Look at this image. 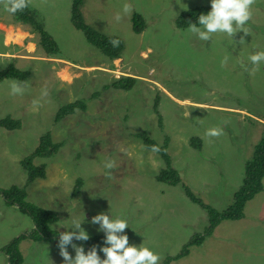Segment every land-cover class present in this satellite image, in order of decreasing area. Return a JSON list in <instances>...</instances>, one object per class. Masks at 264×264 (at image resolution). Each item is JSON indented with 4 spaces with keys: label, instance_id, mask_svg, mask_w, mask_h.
<instances>
[{
    "label": "rangeland",
    "instance_id": "374dc122",
    "mask_svg": "<svg viewBox=\"0 0 264 264\" xmlns=\"http://www.w3.org/2000/svg\"><path fill=\"white\" fill-rule=\"evenodd\" d=\"M124 4L131 6L130 13L123 12ZM210 4L211 0H84V21L124 42L122 57L109 61L74 27L71 0H30L37 21L61 54L50 58L28 26L0 30V70L14 60L18 69L30 72L23 82H0V119L10 116L22 123L17 130L0 128V188L26 186L20 161L49 132L64 146L52 160H34L36 166L48 164L47 175L27 186V201L59 214L60 221L52 226L58 234L78 220L89 237L104 236L100 225L91 223L103 212L126 220L138 238L129 239V244L149 248L160 256L159 264L183 251L186 254L170 264H264V191L245 203L242 220H222L202 243L186 248L209 225L211 214L202 204L215 215L234 204L245 166L263 137L264 62L250 75L240 61L252 67L248 57L264 51V0L251 7L247 35L215 33L206 42L176 26L182 12ZM134 14L146 23L141 34L133 31ZM11 21L12 14L0 3V22L7 26ZM225 56L227 64L221 67ZM123 76L136 78L131 90L104 89ZM12 81L25 85L23 95L10 94ZM45 88L48 95L42 97ZM156 98L164 129L153 110ZM77 99L87 101L86 111L55 122L58 108ZM33 100H39L36 108ZM211 128L223 134L208 137ZM142 131L158 143L170 137L167 151L181 185L157 181L167 165L134 137ZM192 137L202 140V150L190 145ZM109 160L115 162L112 169L105 167ZM75 185L81 187L78 194ZM183 186L201 203L190 199ZM0 224V247L34 228L29 216L1 197ZM58 243L22 241L23 264H64ZM68 251L74 258L71 245ZM5 262L0 252V264Z\"/></svg>",
    "mask_w": 264,
    "mask_h": 264
},
{
    "label": "trees",
    "instance_id": "16d2710c",
    "mask_svg": "<svg viewBox=\"0 0 264 264\" xmlns=\"http://www.w3.org/2000/svg\"><path fill=\"white\" fill-rule=\"evenodd\" d=\"M84 0H71L72 9H71V21L74 27L83 32L87 42L97 48L109 61L121 58L124 50V42L122 39L116 36H108L102 33L97 32L91 26H89L83 18L81 7ZM211 11V4L208 6H198L193 9L184 11L180 14L179 18L176 21V26L180 29H186L189 27V22L197 23L198 17L200 14H207ZM13 22L11 25H22L23 27L28 26L29 32L31 34H37L38 45L43 49L50 58H59L61 51L57 42L44 30L43 26L37 21L36 14L33 13V10L28 6L24 11L17 12L12 14ZM133 31L136 34H141L145 28L146 23L143 20L142 16L139 14L133 15ZM118 39L120 41L119 47H113L110 43V40ZM12 63L8 64L7 67L0 70V82L5 79H16L21 82L25 81L30 75L29 71H23L18 69L15 66V61L12 60ZM136 78L123 76L121 78L111 81L109 86H105L104 89H119L124 91H129L132 89L133 85L136 83ZM66 105L59 107L54 121L60 122L64 120L66 116L74 115L77 111H86L87 101L85 99H77L71 102L65 103ZM159 102L158 98L155 99L153 104V110L157 115L158 126L160 129H164L163 117L159 111ZM22 123L19 120L11 118L10 116L0 119V128L6 130H17L20 129ZM48 134H43L38 141L36 149L30 153L26 158H23L20 161L22 168L27 173L26 186L19 187L13 185L9 188H0V197L3 202L8 206H15L22 214L29 216L33 223L34 228L25 234L20 235L19 237L14 238L5 246L3 245L0 250L5 254L7 259V264H23V256L19 250V245L24 240L32 241H45L52 242L59 240V235L57 230L52 228L57 222L60 221V216L57 212L53 210H48L42 207H39L35 204H32L27 201L28 192L27 186L32 184L34 179H45L47 175V165L41 164L36 166L34 160L36 158L41 159H50L54 158L59 151L63 148L64 143L53 141L52 137ZM134 137L141 140L143 145L150 150L153 145L159 146L161 149L159 153H156L162 161L167 165V168L161 169L156 179L158 182H163L171 186H178L182 184V179L177 170L172 168L171 159L168 153V147L170 143V137L168 135L164 136L162 143H158L155 139L151 138L146 131L136 133ZM190 145L195 150H202L203 142L198 137H192L189 140ZM264 179V127H263V137L260 142L255 147V152L253 155V160L247 166H245V179L243 185L236 193L235 202L228 209L222 211L220 214L215 215L214 210L207 206H202L206 208L210 216L209 226L206 228L203 235L195 236L189 243L186 245V248L202 243L205 237L210 236L213 233L214 228L222 220H231L239 221L242 220L245 216L244 206L245 203L249 200H252L257 193L264 191V185L262 181ZM77 185H75V188ZM186 195L192 199L195 203L200 204L201 201L194 193L186 186H183ZM80 189L77 188L74 190L76 193ZM104 241V236L95 237L92 236L86 242L84 241H75L74 243L79 245H87L91 249L94 245H99L100 242ZM186 254L185 251L181 252L179 255L171 258L168 257L163 261V264H170L173 260H178ZM100 255V254H99ZM101 256V255H100ZM101 258H106L101 256Z\"/></svg>",
    "mask_w": 264,
    "mask_h": 264
},
{
    "label": "clouds",
    "instance_id": "9594fccd",
    "mask_svg": "<svg viewBox=\"0 0 264 264\" xmlns=\"http://www.w3.org/2000/svg\"><path fill=\"white\" fill-rule=\"evenodd\" d=\"M0 3L4 4L5 11L15 14L24 11L29 6L30 0H0ZM255 3L256 0H211V11L207 14H200L198 17V25L200 27L197 26V23L189 22L188 31L206 42L210 39L212 40V34L215 33H224L231 38L239 31H243L245 35L250 34V31L245 26L252 19L251 7ZM130 11L131 6L124 4L123 12L128 14ZM115 19L117 21L121 19L119 13ZM244 42V39L241 38L240 43L243 44ZM110 43L113 47H119L120 45L118 39H112ZM248 60L252 67L246 65L243 60L240 61L241 67L249 72L250 75H254L258 71L259 65L264 62V51L250 55ZM227 61L228 57L225 56L220 62L221 67H225ZM24 90V84L18 81L11 82V95H23ZM47 95L48 92L45 88L41 96L46 97ZM32 105L33 108H36L39 105V100H33ZM222 134L223 130L220 128H211L206 132L208 137H219ZM160 150L159 146L155 145L150 149L152 153H159ZM105 167L112 169L115 167V162L109 160L105 163ZM91 223L99 224L100 228L98 231L105 233L104 246L101 247L102 242H100L98 246L94 245L89 249L87 245L74 243V240L86 242L90 237L88 232L82 227V223L78 220H73L71 228H69L70 230L60 232L59 235L58 248L60 249V255L63 257L64 264H159L160 256L158 254L142 245L137 247L129 244V239L138 238L134 233V229L128 225L126 220L121 218L111 219L109 214L102 212L92 217ZM69 245L75 251L74 258L68 251ZM84 247L87 249V253H85ZM99 254L106 258L102 259Z\"/></svg>",
    "mask_w": 264,
    "mask_h": 264
},
{
    "label": "crops",
    "instance_id": "0c3cea01",
    "mask_svg": "<svg viewBox=\"0 0 264 264\" xmlns=\"http://www.w3.org/2000/svg\"><path fill=\"white\" fill-rule=\"evenodd\" d=\"M13 21H11L10 23H12ZM8 24L7 26H6V24L5 23H2V22H0V30H2L3 28H8V27H12V26H10L11 24ZM28 32H29V29H26ZM262 197H264V196H262ZM1 215H3V212H1ZM0 226H1V224H0ZM6 257V256H5ZM7 258V257H6ZM4 264H7V262H5Z\"/></svg>",
    "mask_w": 264,
    "mask_h": 264
},
{
    "label": "flooded vegetation",
    "instance_id": "af4514ba",
    "mask_svg": "<svg viewBox=\"0 0 264 264\" xmlns=\"http://www.w3.org/2000/svg\"><path fill=\"white\" fill-rule=\"evenodd\" d=\"M52 159H53V158L45 159V160H52ZM43 164H46L47 167H48V164H47V163H43ZM77 188H79V187H76L75 190H76ZM80 190H81V187H80V189H79L75 194H78V193L80 192Z\"/></svg>",
    "mask_w": 264,
    "mask_h": 264
},
{
    "label": "bare ground",
    "instance_id": "6f19581e",
    "mask_svg": "<svg viewBox=\"0 0 264 264\" xmlns=\"http://www.w3.org/2000/svg\"><path fill=\"white\" fill-rule=\"evenodd\" d=\"M30 46H31V49H32V48H33V47H32V44H31V45H29V47H30ZM31 49H30V50H31Z\"/></svg>",
    "mask_w": 264,
    "mask_h": 264
}]
</instances>
